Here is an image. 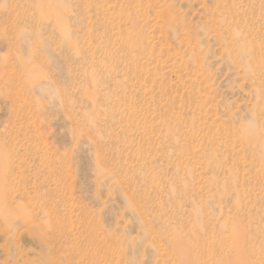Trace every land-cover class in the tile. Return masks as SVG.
<instances>
[{
    "label": "rangeland",
    "instance_id": "1",
    "mask_svg": "<svg viewBox=\"0 0 264 264\" xmlns=\"http://www.w3.org/2000/svg\"><path fill=\"white\" fill-rule=\"evenodd\" d=\"M0 264H264V0H0Z\"/></svg>",
    "mask_w": 264,
    "mask_h": 264
}]
</instances>
